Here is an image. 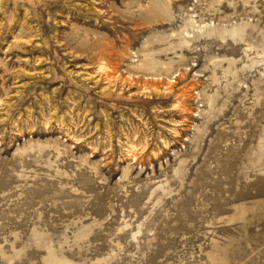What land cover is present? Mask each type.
Listing matches in <instances>:
<instances>
[{"label":"rangeland","instance_id":"obj_1","mask_svg":"<svg viewBox=\"0 0 264 264\" xmlns=\"http://www.w3.org/2000/svg\"><path fill=\"white\" fill-rule=\"evenodd\" d=\"M0 264H264V0H0Z\"/></svg>","mask_w":264,"mask_h":264}]
</instances>
